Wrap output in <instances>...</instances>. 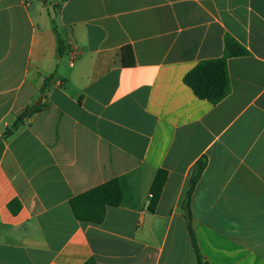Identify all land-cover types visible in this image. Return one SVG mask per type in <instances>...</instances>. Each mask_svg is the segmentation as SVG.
I'll list each match as a JSON object with an SVG mask.
<instances>
[{"label": "crops", "instance_id": "obj_1", "mask_svg": "<svg viewBox=\"0 0 264 264\" xmlns=\"http://www.w3.org/2000/svg\"><path fill=\"white\" fill-rule=\"evenodd\" d=\"M226 36L247 54L212 104L183 79ZM0 264H264V0H0Z\"/></svg>", "mask_w": 264, "mask_h": 264}, {"label": "trees", "instance_id": "obj_2", "mask_svg": "<svg viewBox=\"0 0 264 264\" xmlns=\"http://www.w3.org/2000/svg\"><path fill=\"white\" fill-rule=\"evenodd\" d=\"M58 50L61 52V41L59 39ZM245 54H247V51L238 42H236L232 37L226 36L222 56L199 62L184 76L183 81L192 89L198 98L205 99L212 104H216L226 97L230 90L226 64L227 58ZM122 60L125 65H132V52L128 46L123 47L122 49ZM45 85L46 82L43 87H45ZM25 115L26 112H22L18 115L11 129H15L21 123L22 118ZM203 168L204 164L200 163V165L193 171L189 180L188 190L183 201L187 221L190 220L189 205L191 195ZM165 178L166 175L163 171H159L155 176L150 190V210H153L158 202ZM120 200V187L117 180L113 179L74 197L70 200V205L77 220L81 222L100 223L103 220L106 206H117L119 205ZM14 202L9 205V208L12 211H15V208L13 207ZM188 231L192 244L195 247V238L189 225Z\"/></svg>", "mask_w": 264, "mask_h": 264}]
</instances>
